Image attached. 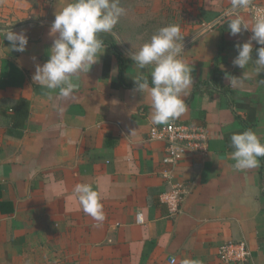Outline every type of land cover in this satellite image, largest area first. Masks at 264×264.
<instances>
[{
  "label": "crops",
  "instance_id": "obj_1",
  "mask_svg": "<svg viewBox=\"0 0 264 264\" xmlns=\"http://www.w3.org/2000/svg\"><path fill=\"white\" fill-rule=\"evenodd\" d=\"M68 2L0 0V28L28 37L18 52L0 35V197L8 204L0 210V264H226L218 249L231 240L247 242L248 264H264L263 161L237 170L231 158V135L246 131L236 114L264 143V72L254 63L246 70L233 64L236 45L252 33L231 35L225 15L231 0H213V15L184 41L193 83L176 120L203 128L207 139L203 152L187 155L174 170L163 161L165 143L149 139L160 126L151 122L150 96L121 82L108 44L116 42V27L99 34L105 43L98 62L80 74L70 97L33 82L36 65L50 58L55 13ZM237 12L254 22L248 7ZM252 43L255 60L261 46ZM116 44L129 59L125 82L134 83L139 71L150 76ZM244 71L243 84L230 86L228 76ZM215 74L232 89L233 103L218 89L196 87ZM20 99L29 103L23 127L10 118ZM168 171L188 190L174 216L161 199L170 189ZM78 183L98 190L103 221L83 211L73 191Z\"/></svg>",
  "mask_w": 264,
  "mask_h": 264
},
{
  "label": "clouds",
  "instance_id": "obj_2",
  "mask_svg": "<svg viewBox=\"0 0 264 264\" xmlns=\"http://www.w3.org/2000/svg\"><path fill=\"white\" fill-rule=\"evenodd\" d=\"M250 3L251 0H231V9L225 15L229 17L227 27L231 35L236 36L243 31L252 33L248 42L236 45L238 55L233 64L246 70L250 63H254L255 71L260 73L264 72V13L258 14L254 22H249L237 12L249 7ZM125 14L121 0H69L55 13L50 29V35L55 37L49 51L50 58L43 65H36L33 82L49 90L59 89L61 97H70L79 87L76 81L80 74H88L98 62L97 55L104 47L99 34L111 33ZM0 35L10 42L12 51L26 50L28 37L25 32L17 33L5 27L0 28ZM184 38L179 26L169 24L159 28L138 51L129 54L138 70H150V82L144 71H139L132 78L134 90L150 96V118L155 125L167 124L186 111L184 98L189 94L193 78L192 69L182 58ZM253 41L261 46L256 49L255 60L252 56ZM228 79L230 86L235 87L243 84L247 72L244 71L239 78L229 75ZM231 146L234 149L231 158L237 170L255 168L259 158L264 157V143L251 129L233 133ZM73 191L83 211L94 220L103 221V203L98 190L89 183H78ZM138 219H142L139 213Z\"/></svg>",
  "mask_w": 264,
  "mask_h": 264
},
{
  "label": "rangeland",
  "instance_id": "obj_3",
  "mask_svg": "<svg viewBox=\"0 0 264 264\" xmlns=\"http://www.w3.org/2000/svg\"><path fill=\"white\" fill-rule=\"evenodd\" d=\"M213 5H217L213 0H121L126 14L116 25V42L133 53L159 28L169 24L179 26L185 41L213 15Z\"/></svg>",
  "mask_w": 264,
  "mask_h": 264
},
{
  "label": "built area",
  "instance_id": "obj_4",
  "mask_svg": "<svg viewBox=\"0 0 264 264\" xmlns=\"http://www.w3.org/2000/svg\"><path fill=\"white\" fill-rule=\"evenodd\" d=\"M248 10L254 19L258 14L264 13V5L251 3ZM149 139L165 143L163 161L171 166L170 170H174L187 155L204 151L207 135L203 128L174 119L167 124L153 126L149 131ZM165 176L170 189L161 195V199L167 204L170 215L174 216L181 210L188 190L184 185L174 183L171 171H168ZM139 214L142 215V213ZM137 222L144 223L143 215L142 219H138L137 214ZM218 256L226 264H248L252 253L245 240H231L220 245Z\"/></svg>",
  "mask_w": 264,
  "mask_h": 264
},
{
  "label": "trees",
  "instance_id": "obj_5",
  "mask_svg": "<svg viewBox=\"0 0 264 264\" xmlns=\"http://www.w3.org/2000/svg\"><path fill=\"white\" fill-rule=\"evenodd\" d=\"M105 43V41H103ZM222 43L223 41H221V48H222ZM109 46L113 49V52L115 54V56L118 58L119 60V70H120V79L121 82L127 86V87H135L134 83H127L125 82V78H124V72H125V67L126 64L128 62V58H126L122 52L120 51L118 45L116 44L115 41L112 42H108ZM149 82H150V76H149ZM201 87V86H210L211 88L218 89L221 92L227 94L230 98H231V103H233L232 100V89L225 85L223 82V79L218 75L215 74L211 80L209 81H201L196 83V87ZM28 107H29V103L27 100L25 99H20L17 103V107L15 109V112L10 115L11 120L13 121L15 126L18 127H23L25 125V122L27 120L28 117ZM236 117L242 121L243 125L245 126L246 130L251 129L252 130V124L248 123L245 119H243L240 115L236 114ZM262 162V170L264 173V157H260ZM264 177V176H263ZM8 209V204L5 201L1 200L0 197V210L4 211Z\"/></svg>",
  "mask_w": 264,
  "mask_h": 264
}]
</instances>
